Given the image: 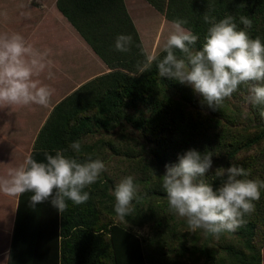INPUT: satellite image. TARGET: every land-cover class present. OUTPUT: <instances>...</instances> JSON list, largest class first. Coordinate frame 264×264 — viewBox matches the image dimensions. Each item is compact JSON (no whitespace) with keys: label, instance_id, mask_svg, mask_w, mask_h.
<instances>
[{"label":"rangeland","instance_id":"1","mask_svg":"<svg viewBox=\"0 0 264 264\" xmlns=\"http://www.w3.org/2000/svg\"><path fill=\"white\" fill-rule=\"evenodd\" d=\"M30 1V6L23 0L19 3L20 6H14L12 0H0V32H18L35 47L51 49L55 79L48 80L44 76L40 79L55 91L47 107L30 105L0 109V176H3L8 168L18 167L28 156L36 161L39 160L41 151H32L33 141L47 118L53 113L63 111L61 107H56L59 102L64 100V103L69 101L71 105H78L71 114L72 119L89 116L96 113L93 108L95 99L93 94L113 87L118 81V84L122 85L123 101L117 118H104L103 125L97 130L82 136L81 141L89 147L74 153L86 155L81 162L99 159L105 164L106 170L101 173L100 178L110 179L105 190L112 194V203L115 204L113 195L115 186L124 177L132 176L137 188L136 197L139 195L148 197L150 208L158 211L159 217L162 216L165 222L168 220L167 222L173 223L175 228L172 232L163 223L164 232L161 240L157 237L151 221L126 225L124 221L118 220L114 210L108 211L110 220L108 233H112L110 238L114 260L116 264H153L143 262L137 250L139 248L142 251L143 244L152 238L156 241L160 240L161 247L158 248L165 252L169 264H204L203 255L184 254L174 257L172 250L177 249L180 243L187 247L198 246L205 234L202 230L191 231L183 218L168 211L167 195L162 188V176L165 165L177 163L178 155H183L189 149L197 151L196 144L180 141V131L183 125L187 129L186 125H190L193 121L190 119L198 118L203 123L208 122V134L214 129L215 123H217L215 131L242 134L246 132L252 134L261 123H264V119L259 115L260 107L253 106L246 100L247 87L240 86L231 97L226 98L216 110H213L203 102L202 97L194 94L190 87L164 77L169 82L162 83L168 95L157 94L160 106L158 109L156 106L148 108L141 102L137 104L142 108L144 118L141 128L137 129L125 118L127 113L136 114L126 102L128 96L134 93L133 80L115 73L118 69L98 63L94 58L89 60L87 56L75 54L74 50L65 47L62 43L69 38L65 27L61 24H51L49 21L48 23L46 19L49 16L36 12L38 3ZM47 1L51 2V0ZM138 3L140 7L136 11L132 10V7ZM124 4L131 13H134L132 17L141 19L142 32L138 34L143 52H157L159 58H163L165 53L160 49L169 34L171 22L160 11L150 7L145 0H125ZM147 5L148 7L145 8ZM5 13L7 19L4 17ZM137 30L139 31V28ZM58 47L60 49H57ZM128 74L137 76L136 72H128ZM170 89L172 91H169ZM72 92H77L76 96H73ZM58 128L59 125L54 126L55 130ZM225 150V147L221 146L214 152L212 156L214 170L225 168V165H222ZM56 151L53 150L54 154ZM248 158L252 159L257 167L264 163V136L257 143L241 149L235 156V159ZM202 179L211 183L215 180V171L210 168ZM31 195L32 193L26 192L18 197H10L0 193V264H55L58 261V212L51 206V197L47 207H43V212L40 204L35 208L32 207L29 203ZM36 209L38 212L33 211ZM40 215H42V230L41 228L38 230L37 223V219L40 220L37 217ZM29 216L37 219L27 225ZM21 229L24 231L23 235L20 234ZM26 230L27 234L33 233L34 236L40 230L41 233L46 230L47 245H45V235H41L44 243L40 241L34 245L31 240L27 241ZM252 241L259 249L260 264H264V221H260L255 226ZM225 244L242 247L232 232H225L219 238L213 236L208 238L206 247L211 253L214 264H227L221 249ZM152 246L149 245L147 249L151 250Z\"/></svg>","mask_w":264,"mask_h":264},{"label":"clouds","instance_id":"2","mask_svg":"<svg viewBox=\"0 0 264 264\" xmlns=\"http://www.w3.org/2000/svg\"><path fill=\"white\" fill-rule=\"evenodd\" d=\"M4 17L7 19L6 13ZM203 20L209 27L198 50L193 46L199 37L184 27L187 20L175 19L160 49L165 53L163 58L157 52L141 50L145 60L137 64L135 75L145 73L155 63L159 77L190 87L213 110L240 86H246V100L260 107L259 115L264 119V43L238 30L231 15L217 21L204 14ZM239 22L246 29L252 27L248 17L241 16ZM132 44L131 35L121 34L115 39L114 49L126 53ZM177 51L181 57L176 55ZM50 56L51 49L35 47L18 32H0V109L49 105L55 90L40 77L55 79ZM69 148L79 153L81 141L71 142ZM212 156V152L200 153L194 149L178 155L177 163L165 165L162 188L170 213L183 218L191 231L202 230L205 235L219 238L245 223L244 217L255 210L254 202L260 199L264 181L247 179L250 172L234 164L216 169L215 178L221 184L214 190L202 179L212 167ZM105 170V164L99 159L79 162L66 157L63 150H57L54 155L45 153L43 162L28 156L18 167L8 168L0 176V193L18 197L30 192L32 207L51 197V206L63 213L68 207L67 201L81 205L89 200V192L84 189L96 183ZM113 195L114 212L127 225L125 218L134 211L132 202L137 195L134 178L121 179Z\"/></svg>","mask_w":264,"mask_h":264},{"label":"trees","instance_id":"3","mask_svg":"<svg viewBox=\"0 0 264 264\" xmlns=\"http://www.w3.org/2000/svg\"><path fill=\"white\" fill-rule=\"evenodd\" d=\"M146 1L156 10L160 11L168 20H187L188 23L184 27L190 29L199 37L197 43L193 46L196 50L202 46L204 35L209 27L208 24L204 23V14L215 17L217 21L231 15L237 24L238 30H244L250 38L255 39L258 37L264 43V0ZM55 5L107 67L118 69L115 70V73L133 80L135 85L134 93L128 96L126 102L131 105L136 114L127 113L125 114V118L137 129H140L144 118L143 110L137 104L141 102L148 108H155L156 106L158 109L160 106L157 94L168 95L166 87L162 85V83L167 81L164 77L158 76L155 63L152 64L150 70L143 74L137 76L128 74V72L137 71V64L143 63L145 56L141 54V50H143L142 44L124 7L123 0H55ZM241 16L248 17L252 21L251 28L246 29L240 24L239 18ZM121 34L132 36L133 44L129 52L121 53L114 49L115 39ZM176 55L178 57L182 56L179 51L176 52ZM119 68L122 70H119ZM144 76L146 78H143ZM169 91H172V89ZM77 92H72V95L76 96ZM93 97L95 98L93 108L96 113L79 119H72L71 117V114L78 108V105H71L69 101L64 103V100L57 104L56 107H61L63 111L53 113L47 118L32 144V151H41L38 162L44 161L45 153L54 155L53 150H63L66 157H76L79 162L86 157L84 154H75L69 148V144L75 140L81 141L82 136L97 130L103 125L104 118H117L123 101L122 85L118 84L117 81L116 85L106 88L95 95L93 94ZM190 121H192L190 125H186L187 129L183 125L180 131L181 142L196 144L197 151L202 153L208 151L214 154L219 147L223 146L226 149L224 159L222 158V165H225V168L234 164L242 166L250 172V175L246 177L247 179L264 181V163L260 167H257L250 158L247 160L235 159L236 154L241 149H246L251 144L257 143L264 136V123H261L252 134L246 132L245 129L243 130L246 134L222 132L220 130H216V132L214 129L217 123H215L213 124L214 129L208 134V122L203 123L198 118L190 119ZM58 125L59 128L55 130L54 126ZM81 144V149L89 147L82 141ZM88 156L91 157L92 155ZM211 170L216 171L214 167H211ZM109 181L110 179L101 180L99 177L96 183L84 189V191L89 192L90 196L86 203L73 205L71 201H67L68 207L66 211L58 213V261L55 264H116L110 238L112 233H108V224L110 222L108 211L114 210V203L111 202L112 194H109L105 190ZM210 184L215 190L220 186L221 180L215 178ZM260 192V199L254 202L255 210L251 214L246 215L244 217L245 223L235 232H232L242 247H236L232 244H225L221 247L227 264H260L259 249L252 241L255 226L260 221H264V189H261ZM48 202L47 200L40 204L42 212L44 211L43 207H47ZM132 207L134 211L130 216L125 218L130 225H138L149 220L152 222V227L156 231L157 237L161 238V240L163 238L162 233L164 232L162 228L163 223L167 226L168 230L174 232L173 228L175 227L173 223L167 222L168 220L166 222L163 221V217H159L160 213L150 208L148 197L143 195L137 196L132 203ZM33 211L38 212L37 209ZM37 218L29 216L27 225L30 221L37 219L38 230L40 228L42 230V215ZM41 230L35 235L36 237L33 233L29 235L28 232L27 234L26 230L27 241L30 242L31 240L34 245L40 241L43 242L44 238L42 239V236L46 234V230L45 232L42 231V233ZM23 232V229H21L20 234L23 235ZM210 236L205 235L203 241L198 246L187 247L180 243L177 249L172 250L174 257H180L184 254L193 256L203 255L205 258L204 264H214L211 253L206 247V242ZM153 244L155 246H152ZM45 245H47L46 235ZM149 245L152 246L151 250L147 249ZM37 246L39 247V245ZM158 246L161 247L160 240L156 241L149 238L143 244L142 251L139 248L137 249L143 262L169 264V261L166 260L165 252L159 250ZM45 257L43 258L46 259Z\"/></svg>","mask_w":264,"mask_h":264},{"label":"crops","instance_id":"4","mask_svg":"<svg viewBox=\"0 0 264 264\" xmlns=\"http://www.w3.org/2000/svg\"><path fill=\"white\" fill-rule=\"evenodd\" d=\"M22 0H12V3L14 2V6H20L19 3ZM35 2H37V9L36 12H42L43 16H49V18L46 19V21L51 22V24H61L63 27H65V29L67 30V33L69 34V38L64 41L62 44L65 47H68L72 50H74L75 54H83V56H87V59L91 60L92 58H94L98 63H103L105 64L98 56L97 54L92 50V48L90 47V45L85 41V39L77 32V30L73 27V25L67 20V18L58 10V8L55 5V0H51V2H48L47 0H33ZM123 0V4H124ZM146 1V0H145ZM24 3L31 4L30 0H23ZM146 3H148V5H150V7H153L149 2L146 1ZM148 5L145 7L147 8ZM125 6V4H124ZM140 7V3H138L137 5H135L134 7H132V10L139 8ZM125 9L137 31V34L139 32H142V29L140 27V23L141 19L138 18L139 20L135 19L134 17H132L134 15V13H131L128 8ZM170 22H172L171 20H169ZM48 22V23H49ZM139 28V31L137 30ZM139 36V34H138ZM140 39V37H139ZM44 49V48H42ZM57 49H60V47H58ZM50 59H52V57L50 56ZM106 65V64H105ZM107 66V65H106Z\"/></svg>","mask_w":264,"mask_h":264}]
</instances>
